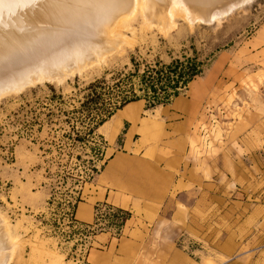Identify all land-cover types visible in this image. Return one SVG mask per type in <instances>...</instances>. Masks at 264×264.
Wrapping results in <instances>:
<instances>
[{"label": "rangeland", "instance_id": "rangeland-1", "mask_svg": "<svg viewBox=\"0 0 264 264\" xmlns=\"http://www.w3.org/2000/svg\"><path fill=\"white\" fill-rule=\"evenodd\" d=\"M245 4L220 23L190 24L178 15L166 31L137 13L122 28L126 42L101 63L1 99L0 213L17 240L10 264H101L90 257L109 244L111 252L120 248V264H136V248L124 257L132 248L126 240L144 236L157 239L161 252L182 251V264H264V0ZM195 54L204 70L178 97L149 109L138 100L139 116L156 120L148 123L146 144L136 135L126 147L127 120L110 138L107 127L119 109L95 131L104 154L74 140L73 129L84 133L89 122L74 110L92 82L113 84L135 63L143 72ZM177 98L184 108L174 107ZM118 152L128 153L120 170L130 172L118 180L132 189L115 187L129 193L128 202L146 197L133 190L141 171L160 196L122 208L131 216L120 231L106 201L94 203L90 221L73 207L99 197L98 175Z\"/></svg>", "mask_w": 264, "mask_h": 264}, {"label": "bare ground", "instance_id": "bare-ground-1", "mask_svg": "<svg viewBox=\"0 0 264 264\" xmlns=\"http://www.w3.org/2000/svg\"><path fill=\"white\" fill-rule=\"evenodd\" d=\"M250 1L0 0V101L37 82L61 81L101 63L125 41L122 28L137 13L166 31L178 15L190 24L220 23ZM174 106L182 107V101ZM16 241L0 213V264L11 263Z\"/></svg>", "mask_w": 264, "mask_h": 264}, {"label": "trees", "instance_id": "trees-1", "mask_svg": "<svg viewBox=\"0 0 264 264\" xmlns=\"http://www.w3.org/2000/svg\"><path fill=\"white\" fill-rule=\"evenodd\" d=\"M135 65V71L119 74L115 77L113 84L108 83L104 78L92 82L88 87L89 93L85 95V100L81 103L80 109L74 110L86 112L85 118L89 121L84 133L73 129L74 140L85 144L94 143L95 146H91V149L95 155L104 154L101 144L103 141L101 143L96 141L95 131L116 110L141 99L146 100V109L170 103L203 72L205 63L195 54L176 58L168 64L157 61L155 64L147 65L143 72H140L137 63ZM93 170L97 171V168H93ZM77 202H80V199L73 205L74 208L77 207ZM105 205L114 210L113 216L117 220L116 226L120 231L127 219L130 218V212L122 208H115L106 202ZM96 209L98 210L99 206ZM97 219L98 215L96 216ZM72 220L77 221L75 218Z\"/></svg>", "mask_w": 264, "mask_h": 264}, {"label": "crops", "instance_id": "crops-1", "mask_svg": "<svg viewBox=\"0 0 264 264\" xmlns=\"http://www.w3.org/2000/svg\"><path fill=\"white\" fill-rule=\"evenodd\" d=\"M177 100L182 101L180 98H177ZM182 105L184 108V101H182ZM140 110H141V103L139 101L131 102L125 107L119 109L112 123H110L107 127V133L110 136V138L112 140L114 139L116 132H117V127L127 120L128 123L130 124V127L127 131L126 147L127 148L133 147L131 146V144L137 142L134 140V137L136 135H139L138 142L140 145L146 144V142L149 141L148 123L156 122V120L148 116L140 117L139 116ZM123 112H125V115L123 114ZM192 145L194 146V144ZM127 154H128L127 152H118L114 154L107 161V163L105 164V168L98 175L99 176L98 182L102 186V192H100V195L99 197H97V199L95 197H91L89 198L88 201L79 202L77 206V211H76V214H78V211H80L81 216L78 217L79 219L84 220V221L93 220L94 219V203H96L97 201H101V200H104L106 202H109L113 205H116V206H119L125 209H127L126 207L128 205H129L128 206L129 208L136 209L135 205L140 206L142 208L145 205H150L149 203H152L153 201L159 202L160 196L150 192L147 180L142 181V179H147L149 177L146 175V171L139 172L141 182H139V185L137 183L133 187L134 191L142 194L144 197L146 196L143 201H140V199H138V201H135V202L134 200L131 202H128L129 193H126V192L121 193L120 190L116 188L117 186L119 187L121 185L123 187H125L126 185L127 186L130 185L128 187V190L132 189V184L130 182L128 184L127 181L118 180L120 179L119 175L123 174L127 176L130 173L127 170H125L124 172L120 170L126 164L125 161H126ZM129 155L131 157L137 158V156L133 155L132 153H130ZM198 167L200 166L197 165L196 168ZM202 171H204V169H202ZM160 174H163V172H161ZM151 177L155 178V175L153 174V176ZM121 178L127 179L126 177H121ZM112 192H113V196H112ZM149 198H151L153 201L151 202ZM166 241L167 240H163L164 243ZM110 245L111 244H109L108 249L106 251L100 250L99 253L97 254L92 252L93 259L92 257H90V259L94 260V258L95 259L98 258L101 264H120V260L118 259L119 257H122L120 253L121 251L119 252L120 248L116 247V250L111 252ZM126 246H130L132 248L129 249V251L125 254L124 257H126L128 253H131V250L133 248L137 249L136 251L137 261L135 260L136 264H182L183 260H185L186 258L185 255L180 250L179 251L175 250L173 253L172 252L167 253L165 252L166 250L161 252L160 242L157 241V239H154V237L150 239L147 236H144L142 239L141 238H127L125 247ZM162 259L163 261H161Z\"/></svg>", "mask_w": 264, "mask_h": 264}, {"label": "water", "instance_id": "water-1", "mask_svg": "<svg viewBox=\"0 0 264 264\" xmlns=\"http://www.w3.org/2000/svg\"><path fill=\"white\" fill-rule=\"evenodd\" d=\"M246 5V4H245ZM237 9V8H236Z\"/></svg>", "mask_w": 264, "mask_h": 264}]
</instances>
